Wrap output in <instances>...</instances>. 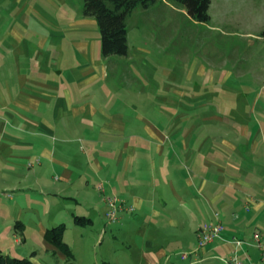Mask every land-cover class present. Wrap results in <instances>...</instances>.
I'll return each mask as SVG.
<instances>
[{"label": "rangeland", "instance_id": "rangeland-1", "mask_svg": "<svg viewBox=\"0 0 264 264\" xmlns=\"http://www.w3.org/2000/svg\"><path fill=\"white\" fill-rule=\"evenodd\" d=\"M82 7L83 0H0V83L4 82L2 73L10 74L11 84L19 83L22 78L21 91L28 107L23 113L25 123L20 120L15 126L5 111L0 110L4 117L1 123L6 121L12 127H21L22 133L30 137L41 133L42 138L48 137L49 146L58 145V137L63 134L60 128L66 129L68 121L69 130H86L84 120L72 112L65 111L64 118L53 119L54 100L45 91L64 88L76 100L82 93L109 102L130 95L129 100L136 105L138 114L145 118H135V112L128 106L131 113L123 119L106 118L111 130H120L124 123H136L138 130H147L144 129L147 121L161 126L164 119L169 121V126L165 128L164 124L162 130H173L182 110L190 118L187 125H199L196 130H264V0H211L207 22L194 21L173 0H156L147 8L137 5L126 18L128 56L102 57V63L107 66L105 77L99 74L98 78L69 86V67H78L83 60L93 65V56L100 52L97 22L94 17L84 16ZM82 41L87 43L79 44ZM79 48L86 50L85 54H80ZM78 74L73 73L74 77ZM126 78L131 83H125ZM160 95L170 100L178 98L185 107L181 104L178 107L172 101L159 102L156 97ZM201 98L210 103L203 104L202 111L196 112L200 104L195 100ZM96 121L91 120L90 126ZM37 123H52L53 130L59 131L50 136L42 131L49 127L43 129ZM60 152H56V158ZM66 153L69 158V148ZM74 154L77 156L80 152L74 150ZM259 156H264V152H259ZM11 161L27 173L37 169L26 168L32 159ZM88 171L81 177L87 176L90 180L89 188L82 190L75 184L63 193L50 191L47 201L33 197L27 207L34 209L32 221H40L44 227L62 226L61 241L71 256L55 246L49 248L37 225L22 223L23 227H18V220H11L8 230L0 231V250L10 257L27 258L37 264L152 263L146 262L143 256L147 250L134 212L126 216V222L107 220L102 194L95 191V176ZM79 174L75 172L76 177ZM49 176L61 179L60 172H51ZM55 184L61 185V182ZM4 196L5 193H0V216L7 219L13 209ZM79 216L91 220L87 225H79L75 223V217ZM189 245L190 252L175 251L176 264L203 261V264H228L222 256L211 262L204 256L199 261H180L181 252L186 251L180 257L187 258L207 247V244L198 247L195 232ZM18 247H23L27 254L17 252ZM152 264L166 263L161 260Z\"/></svg>", "mask_w": 264, "mask_h": 264}, {"label": "crops", "instance_id": "crops-1", "mask_svg": "<svg viewBox=\"0 0 264 264\" xmlns=\"http://www.w3.org/2000/svg\"><path fill=\"white\" fill-rule=\"evenodd\" d=\"M78 51L80 54L86 52L82 48ZM99 51L93 56L95 64L89 65L83 60L78 67H69V86L98 78L99 74L105 77L107 66L101 61L104 57L101 48ZM127 56L128 52L124 57ZM110 57L113 56L106 58ZM74 72H79V76L74 77ZM1 78L4 82L0 83V110L5 111V116L15 126L20 120L25 123L23 113L28 107H25L26 97L21 91L24 86L22 78L17 84L12 83L14 86L9 80L10 74L2 73ZM124 82L131 83V80L126 78ZM45 93L54 100L53 119L64 118L65 111L72 112L84 120L86 130H69L68 121L66 129L60 128L63 134L58 137V145L49 146L48 137L42 138L41 133L30 137L22 133L21 127L0 122V193H5L4 198L13 209L9 218L0 216L1 232L8 230V222L18 220V227L37 225V230L44 236L46 229L53 226L44 227L40 221H32L34 209H27L32 198L43 197L47 201L50 191L63 193L75 184L82 190L89 188L90 180L87 176L81 177L89 169L96 179L94 189L102 194L105 207V197L111 194L119 195L134 207L147 250L143 255L146 262L163 260L166 264H176L175 251L187 249L190 252L189 239L193 232L197 234L204 222L219 220L224 226L221 236L194 256L190 254L182 258L180 254L186 251L178 253L180 261H199L203 256L210 262L220 256L228 259L235 251L242 264H261L260 250L253 244L252 235L255 231L264 233V156H259V152H264V130H196L199 125H187L190 118L185 110L173 130H162L164 124L165 128L169 126L165 119L161 126L147 121L144 124L147 130H138L136 123H124L120 130H111L106 118L123 119L131 113L128 106L135 112V118H145V115L138 114L136 105L129 100L130 95L109 102L87 93H82L76 100L64 88ZM156 98L162 103L172 101L178 107L180 104L185 107L178 98L170 100L165 95ZM195 102L200 104L196 112H201V106L208 105L210 100L201 98ZM165 113L169 115L167 111ZM3 118V114L0 115V120ZM91 120H97L93 126L89 124ZM52 125L37 123L36 126L49 127V130L42 131L55 136L59 130H53ZM116 125L119 129L118 121ZM190 127L193 130H188ZM68 148L69 158L66 155ZM59 150L61 155L56 158ZM74 150L84 158L80 154L76 156ZM18 158L32 159L26 168L37 169L31 173L22 171L11 161ZM51 172H60L61 179L51 178ZM75 172L80 173L78 177ZM57 181L61 185L55 184ZM99 184L103 185V191L98 190ZM79 208L86 211L81 206ZM130 213L121 212L117 222L128 221L126 216ZM232 238H238L241 244L235 246ZM14 241L18 243L19 239L15 237ZM47 245L53 248V245ZM16 251L23 256L27 254L23 247Z\"/></svg>", "mask_w": 264, "mask_h": 264}, {"label": "trees", "instance_id": "trees-1", "mask_svg": "<svg viewBox=\"0 0 264 264\" xmlns=\"http://www.w3.org/2000/svg\"><path fill=\"white\" fill-rule=\"evenodd\" d=\"M156 0H83L82 13L94 17L100 33L101 54L108 56H125L127 44V15L137 6L147 8ZM180 5L187 15L197 22L209 20L208 9L211 0H173ZM90 220L75 217V223L87 225ZM62 226L46 229L44 239L57 247L65 255L71 256L67 246L61 241ZM0 264H37L27 258H14L0 250ZM108 264V263H103Z\"/></svg>", "mask_w": 264, "mask_h": 264}, {"label": "built area", "instance_id": "built-area-1", "mask_svg": "<svg viewBox=\"0 0 264 264\" xmlns=\"http://www.w3.org/2000/svg\"><path fill=\"white\" fill-rule=\"evenodd\" d=\"M98 190L103 191V185H98ZM106 202V211L104 213V217L111 221L115 222L118 220V216L121 212H133L134 207L132 205H128L124 199L119 196H107L105 197ZM216 215V214H215ZM224 230V226L221 221L216 220L212 223H204L197 230V244L198 247L205 246L210 243L212 240L219 238ZM231 242L235 246H239L241 244V240L237 238H232ZM253 244L260 250V261L261 264H264V233L260 231H255L252 235ZM182 258H186L185 255ZM228 264H242L240 258L237 254L232 252L231 256L227 259Z\"/></svg>", "mask_w": 264, "mask_h": 264}]
</instances>
